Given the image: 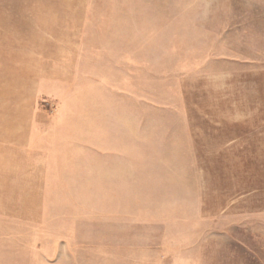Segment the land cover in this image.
<instances>
[{
  "label": "rangeland",
  "instance_id": "374dc122",
  "mask_svg": "<svg viewBox=\"0 0 264 264\" xmlns=\"http://www.w3.org/2000/svg\"><path fill=\"white\" fill-rule=\"evenodd\" d=\"M0 264H264V0H0Z\"/></svg>",
  "mask_w": 264,
  "mask_h": 264
}]
</instances>
